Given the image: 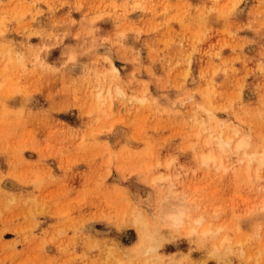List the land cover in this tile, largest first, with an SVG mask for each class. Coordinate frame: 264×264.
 <instances>
[{
	"label": "rangeland",
	"instance_id": "obj_1",
	"mask_svg": "<svg viewBox=\"0 0 264 264\" xmlns=\"http://www.w3.org/2000/svg\"><path fill=\"white\" fill-rule=\"evenodd\" d=\"M211 124L264 152V0H0V264H264V166L202 163Z\"/></svg>",
	"mask_w": 264,
	"mask_h": 264
},
{
	"label": "bare ground",
	"instance_id": "obj_2",
	"mask_svg": "<svg viewBox=\"0 0 264 264\" xmlns=\"http://www.w3.org/2000/svg\"><path fill=\"white\" fill-rule=\"evenodd\" d=\"M105 91H108V90L106 89ZM108 92H107V94H108ZM110 92H111V90H110ZM116 92L124 95V93L121 90H117ZM101 93H103V92H101ZM99 99H102V97ZM103 100H102V102H103L102 104L106 105L107 104L106 102L108 101V99L104 97ZM110 105H111V103H110ZM201 125H203V121H202ZM211 125H212V128H210V129L208 127H207L208 129H205V127L202 128L203 131H206V130L208 131L206 133V137L204 138V144L208 148L206 151L201 152V162L202 163H205L206 165L213 166L216 169L225 168L226 167V165H225L226 164L225 163L226 156L227 155L229 156V153L234 152V153H240L242 155V157L246 159V161L248 163L247 167H250V163H252V162L257 163L256 169H259L262 166H264V152H257L255 150H251V147H250L251 141L246 136H238V133L236 131L232 133L233 135H229L230 134L229 132L224 133L223 131L219 130L218 127L214 126L215 128H213V124H211ZM204 126H206V125H204ZM196 136L198 137L199 133H197ZM234 136H238V137H234ZM158 179L163 181L166 179V177L160 176V177L154 178L153 180H158ZM12 185H13V183H12ZM170 204H171L170 206L173 205L171 202H170ZM162 210L160 212V214H161L160 216H164V217H162V220H163V218H165L164 221H166L167 223L169 222L170 224H172V226H179L180 224H182L184 222V219L186 217V210L184 209L183 206L178 205L176 207H169L168 210H166V209L164 210V208H162ZM135 212L133 214L132 224L138 228L140 236L145 235L144 233H147V231H148V225L150 223V220L148 219L147 214H143V212H140V211H135ZM153 214L154 213H152V216H153ZM156 217H157V215H156ZM201 221H202L201 218H198L195 220V222L197 224H199ZM219 229L220 228H218V230ZM195 231H196L195 227H193L190 230L191 233H193ZM208 231L209 230H207L205 232H208ZM256 255H258V253H256Z\"/></svg>",
	"mask_w": 264,
	"mask_h": 264
}]
</instances>
